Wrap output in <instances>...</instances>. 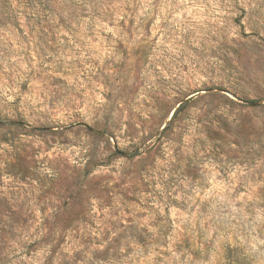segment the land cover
I'll list each match as a JSON object with an SVG mask.
<instances>
[{
    "label": "rangeland",
    "instance_id": "1",
    "mask_svg": "<svg viewBox=\"0 0 264 264\" xmlns=\"http://www.w3.org/2000/svg\"><path fill=\"white\" fill-rule=\"evenodd\" d=\"M0 264H264V0H0Z\"/></svg>",
    "mask_w": 264,
    "mask_h": 264
}]
</instances>
